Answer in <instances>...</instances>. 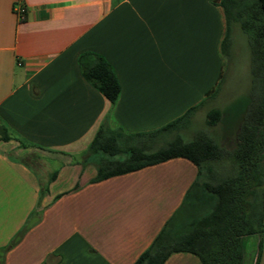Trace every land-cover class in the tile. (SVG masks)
Returning a JSON list of instances; mask_svg holds the SVG:
<instances>
[{
  "label": "crops",
  "instance_id": "1",
  "mask_svg": "<svg viewBox=\"0 0 264 264\" xmlns=\"http://www.w3.org/2000/svg\"><path fill=\"white\" fill-rule=\"evenodd\" d=\"M218 2L0 0V264H134L151 246L197 167L173 158L93 182L107 157L88 149L101 126L150 132L215 96L225 69ZM86 52L113 68L114 104L84 78ZM29 157L36 164L20 161ZM241 243L243 264H264V232ZM164 264L202 262L175 252Z\"/></svg>",
  "mask_w": 264,
  "mask_h": 264
},
{
  "label": "trees",
  "instance_id": "2",
  "mask_svg": "<svg viewBox=\"0 0 264 264\" xmlns=\"http://www.w3.org/2000/svg\"><path fill=\"white\" fill-rule=\"evenodd\" d=\"M218 6L226 23L223 45L237 24L249 35L252 49V102L233 149H225L209 130L197 132L191 141L183 139L182 132L203 104L150 132L127 134L101 126L88 149L91 155L110 157L99 161L93 182L173 158L187 159L198 169V179L181 209L134 264H164L175 252L195 254L202 264H243V237L264 232V0H219ZM78 62L84 78L114 104L121 87L107 60L86 52ZM216 94L217 90L210 95ZM222 117L220 110L211 109L207 125L215 127ZM2 133L1 139H10L5 128ZM120 155L127 157L112 159ZM20 161L28 166L36 164L34 157ZM217 169L224 172L218 179ZM47 191L43 185L42 195ZM16 241L17 237L11 246Z\"/></svg>",
  "mask_w": 264,
  "mask_h": 264
},
{
  "label": "rangeland",
  "instance_id": "3",
  "mask_svg": "<svg viewBox=\"0 0 264 264\" xmlns=\"http://www.w3.org/2000/svg\"><path fill=\"white\" fill-rule=\"evenodd\" d=\"M250 41L249 35L239 25L232 26L229 40L222 48L225 69L223 78L216 88L217 94L207 98L191 125L182 132L185 141H191L201 130H209L225 149L229 151L233 149L240 125L252 102L253 75ZM211 109H218L223 115L221 122L215 127L207 125V112ZM106 157L110 159L108 155ZM126 157V155H120L112 159L122 160ZM216 172H218L215 176L217 179L224 173L220 174L218 169Z\"/></svg>",
  "mask_w": 264,
  "mask_h": 264
},
{
  "label": "built area",
  "instance_id": "4",
  "mask_svg": "<svg viewBox=\"0 0 264 264\" xmlns=\"http://www.w3.org/2000/svg\"><path fill=\"white\" fill-rule=\"evenodd\" d=\"M19 19H24L25 17V8L23 6H17L15 9Z\"/></svg>",
  "mask_w": 264,
  "mask_h": 264
}]
</instances>
